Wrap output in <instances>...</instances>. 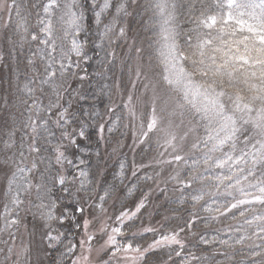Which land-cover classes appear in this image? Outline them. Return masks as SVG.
<instances>
[{
    "label": "snow or ice",
    "instance_id": "snow-or-ice-1",
    "mask_svg": "<svg viewBox=\"0 0 264 264\" xmlns=\"http://www.w3.org/2000/svg\"><path fill=\"white\" fill-rule=\"evenodd\" d=\"M90 3L92 9L99 7V11H94V22L100 25L102 15L111 7V0H103L99 6L96 0H90ZM151 7L157 17L154 58L159 72L150 75L153 57H149L147 65L142 63V57H138L141 63L135 71L136 81L143 78L145 93H151L146 131L141 135L147 138L151 132H163V147L166 152L171 149L168 153L171 160L160 162H183L189 167L186 178L179 172L170 177L177 181L182 193L192 188L193 183H199L201 187L195 194H190L192 211L189 220L146 247L120 239L126 221L136 217L145 206L144 200L135 211L121 212L115 218L114 226L102 223L99 234L106 239L100 251L107 259L101 264H146L149 254L162 247L170 248L175 256L182 257L180 264H220L215 260L216 256L234 261L235 246L246 242H250L247 243L248 264H264V261L255 260V257L264 256V210H255L256 205L264 209V0H189L191 27L186 31L178 29L176 4L172 0H153ZM29 8L36 10L33 30L29 29L25 15L26 12L31 15ZM0 14L6 15L9 23L13 14L18 18L14 29L18 39L8 38L9 54L17 49L22 53L24 45L28 44L30 54L26 63L31 72L27 82L18 87V92L23 94L19 102L24 106L21 113L24 119L19 128L14 126L7 131V138L2 141L3 151L12 152L5 163L17 156L19 163L6 178L0 234L7 233L8 239H0V243L7 246L6 261L21 264L23 257L24 264H29L30 246L22 245L19 251L16 249L21 212L30 211L25 208V198L35 192L40 203L29 201L37 209L32 215H39L45 229L43 238L48 248H54L61 242L62 235L54 224L64 222L67 210L57 217L54 214L56 200L51 199V194L56 185L68 191V176L62 172L66 165L78 169V191L86 190L88 173L79 168L86 161L75 152H85L80 141L88 140L87 125L83 122L76 125L75 117L69 111L71 104L65 106L62 103L68 92L64 86L67 78L75 75L72 68H79L80 61L88 59L84 50L87 40L80 39L85 32L86 16L80 0H27V4L24 0H0ZM116 14L129 15L126 2L117 5ZM114 28L115 19L104 25L101 38L108 37ZM125 35V29L120 27L118 36L123 38ZM136 51L140 53L141 49ZM3 61L4 55L0 53V62ZM128 101L125 107L132 103L131 95ZM129 112L135 116L134 108H129ZM163 124L166 127L162 128ZM113 127L108 131L112 132ZM54 129L59 131V137ZM18 131L22 133L19 142L16 139ZM99 131L104 132L103 125L99 126ZM190 138L189 151L184 152V145ZM73 149L74 158L70 159L68 153ZM29 156L32 157L30 166L24 164ZM41 165H44L43 169ZM53 167L56 168L55 175L52 174ZM75 179L73 176V181ZM108 195L105 191L98 197L100 203L96 207L101 212L105 211L103 204ZM220 196L225 197V202L217 204L216 198ZM46 199L48 203L44 202ZM180 203H185L183 195ZM198 210L207 214L203 217L206 225L230 215L237 221V226L228 225L225 231L243 230L244 234L229 239L219 236L207 239L200 235L199 242L211 249V255L186 252L181 233L194 228L196 220L200 219ZM75 211L83 214L85 209L77 206ZM89 224L90 221H84L86 232ZM248 229H251L250 234ZM143 231L154 232L155 229L149 227ZM96 239L95 234H88L78 246L67 245L62 256L71 258V264H91ZM257 240L260 243H256ZM77 247L82 250L79 254ZM4 251L0 248V253ZM240 264L245 262L242 260Z\"/></svg>",
    "mask_w": 264,
    "mask_h": 264
},
{
    "label": "trees",
    "instance_id": "trees-1",
    "mask_svg": "<svg viewBox=\"0 0 264 264\" xmlns=\"http://www.w3.org/2000/svg\"><path fill=\"white\" fill-rule=\"evenodd\" d=\"M24 2L27 4V0ZM121 2H126L129 15L117 16L116 7ZM172 2L176 4L178 29L186 31L191 27L189 0H172ZM80 3L84 7L86 16L85 32L81 34L80 39L87 40L84 50L88 59L86 61L82 59L79 68H72L71 71L75 75H69L67 78L64 86L68 88V92L64 94L62 103L65 106L71 104L69 111L74 115L76 125L81 122L87 125L88 140L80 141V146L85 149V152H75L73 149L69 151L68 155L72 159L74 158L73 152H75L76 156L85 159L86 163L79 165V168L84 169L88 173V177L85 185L86 190L78 191L80 189L78 169L66 165L62 172L68 176L66 185L68 191H63L59 185L52 189L51 199L56 200L57 204L54 214L59 217L67 210V217L62 224H54L57 232L62 233L61 242L54 248H48L45 240L48 249L44 256L46 264H71V258L62 256V254L66 253L67 245L78 246L83 240L80 237L82 213L75 211V208L83 206L85 209V206L86 208L90 206L99 210L96 207L100 203L98 197L104 195L105 191L109 195L105 197L103 207L107 210L111 208L114 211L113 213L108 210L113 214L111 216L113 218L111 225L113 226L116 224L115 218L121 212L135 211L140 201L144 200L145 206L141 208L136 217L131 221H126L124 235L120 239L124 242L134 241L142 247H146L154 239H159L161 235L177 230L184 225L185 221L189 220L192 211L190 194H195V190L201 187L199 183H193L192 188L186 189L182 193L177 181L169 180L159 183L156 176L145 168L136 169L134 160H132L133 143H128L130 117L123 97L130 88L134 50L136 52L137 48L141 49L142 62H147L146 60H149L150 56L153 57L151 63L156 73L159 72L154 58L157 17L151 7L153 0H111V7L102 15L100 25H96L94 22V11H99V7L92 9L90 0H80ZM96 3L99 6L103 4V0H96ZM28 11L31 12V15L25 13L27 24L29 29L33 30L36 27V10L29 8ZM17 19L13 14L11 23H9L7 16L0 14V53L4 55V61L0 62V193L4 202L3 192L7 184L6 178L15 170L16 164L19 163V157L5 163L12 152L3 151L2 141L7 138L6 132L14 126L19 128L20 122L24 119V116L21 115L24 112V106L19 102V98L23 94L18 92V87H22L31 75L26 63V57L30 54L28 44L24 45L22 53L17 49L15 53L9 54L11 45L8 43V38L18 39L14 34ZM114 19L113 32L102 39L100 33L103 32L104 25L111 24ZM6 24H8L7 28ZM120 27H123L136 42L131 49L124 47L125 43H121V40L116 38ZM181 40H183V35ZM139 43L141 47H138ZM97 44L102 46L97 47ZM17 68L18 71H16ZM5 100L7 104H5ZM44 102L47 103L46 97ZM100 125L104 126L103 133L99 131ZM109 127H113L112 132L108 131ZM54 131H56V137H59V131L55 129ZM21 134V132H17V142H19ZM55 142L53 139V143ZM153 150L150 143L146 145L142 143L135 148L133 155L148 154ZM194 155L199 156V153ZM31 159L32 157L29 156L24 164L30 166ZM76 163L78 164V161ZM191 163L192 161L189 159L188 164ZM43 167L44 165H41V169ZM189 170V167L182 162L180 176L186 178ZM134 172L135 175H133ZM55 173L56 168L53 167L52 174L55 175ZM73 176L76 177L75 181H73ZM182 195L185 198L183 204L180 203ZM29 201L33 204L40 203L33 191L25 198V208L30 211L21 213L32 215L37 212V209L29 204ZM44 202L48 203L47 199ZM224 202V196L216 198L217 204ZM255 210L259 212L264 209L256 205ZM198 215L200 219L196 220L194 228L191 231L186 229L184 233H181V238L186 244V252L211 255V249L199 242L200 235H204L207 239L216 236H219L220 239H229L230 236L238 237L244 234L243 230L240 232L225 231L228 225H233L234 228L237 226V221L232 220L230 215L227 218H220L219 222L212 221L207 225L203 219L207 214L198 210ZM32 218L31 223L34 225V229L36 226L43 227L38 214ZM149 227L155 231H143L144 228ZM217 229L221 231L218 233ZM247 231L249 234L251 233V229ZM44 232L45 229H43V234ZM134 233L135 235H133ZM247 243L250 242L235 246L237 255L234 261H225L221 256H216L215 260L220 264H240L242 260L248 264L249 248ZM256 243H260V241L257 240ZM216 247L220 246L216 245ZM100 248L93 249L91 264L95 259L98 261L99 258H103L104 260L106 255L100 251ZM79 250L80 248L77 247L78 254ZM222 250L231 251V249ZM170 254L171 260L169 259ZM181 259L182 257L175 256L172 249L162 247L149 254L146 264H180ZM255 260L264 261V256L255 257Z\"/></svg>",
    "mask_w": 264,
    "mask_h": 264
},
{
    "label": "rangeland",
    "instance_id": "rangeland-1",
    "mask_svg": "<svg viewBox=\"0 0 264 264\" xmlns=\"http://www.w3.org/2000/svg\"><path fill=\"white\" fill-rule=\"evenodd\" d=\"M1 27L3 28L1 23ZM126 35L123 38H120L118 35H116L117 39L121 40V43H125L124 47H127L128 49H131L132 46L136 43L133 38H131V35L125 31ZM138 47L140 46V43L138 44ZM140 56V53L135 52L134 50V61H133V68H132V79L130 83V88L128 89V92L126 93L125 97H123L124 104H128V98L129 95L133 97L132 103L127 107V112L130 117L129 119V128H130V136L129 144L133 143L131 155L132 160H134L135 168L136 169H144L148 170L150 173H152L154 176H156V179L159 180V183H162V181H172L170 177L175 176L177 172L181 173L182 171V162L179 164L173 163V164H166L161 163L162 160H171V156L168 154L171 149H168V151H165V148L163 147V132H151L149 133L148 137L145 138L141 135L142 131H146V124L149 118L150 109L148 107V97L151 95V93H145V90L143 88V78H141V81H136L135 71L138 66V64L141 63V61L138 59ZM149 63V60H146ZM147 62H142L144 65H147ZM156 70L154 69V66L152 68V72L150 75H155ZM135 83V87H133V84ZM129 108H134L135 110V116L131 115L129 112ZM177 123L179 121L177 120ZM142 125L145 127L142 129ZM161 127H166V124L161 125ZM191 138L187 143L184 145V152L189 151ZM151 144L154 148L153 151H151L148 154H139V155H133L135 148L139 144ZM175 181V180H173ZM2 194L0 193V210L3 208L4 201L1 198ZM105 211L101 212L100 210H95L94 208H91L88 206L85 211L82 214L81 218V226L80 229V237L83 238V240L87 239L88 234H95L97 239L93 241V245L95 250L100 248L101 244H103V240L105 237H101L99 234V229L101 227V224L104 222H107L111 225V222L113 218L111 216V212L108 210H111L113 213L114 211L109 208L108 210L104 208ZM116 215V214H115ZM22 221L19 229L16 231V249L19 251L21 249L22 245H28L31 248L30 252V260L29 264H46L47 261L44 259V256H46V253L48 251L45 240L43 238V229L44 227H35L32 225L31 220L33 219L31 214L28 213H21ZM88 220L90 221L89 227L87 229V232L84 229V221ZM0 226H2V221H0ZM0 239L7 240L8 235L7 233L0 234ZM6 245L0 243V248H4L5 251L3 253H0V264H12L11 260L4 259V256L6 255ZM97 247V248H96ZM79 248V247H78ZM82 250H79V253ZM106 256L104 257V259ZM15 259V257H13ZM103 258H99L93 260L92 264H101ZM21 264H24V258L21 257Z\"/></svg>",
    "mask_w": 264,
    "mask_h": 264
}]
</instances>
